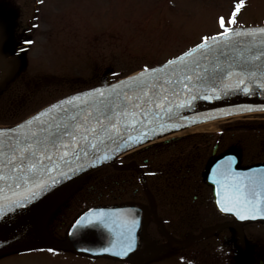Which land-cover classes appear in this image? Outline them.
Segmentation results:
<instances>
[{
  "label": "rangeland",
  "instance_id": "rangeland-1",
  "mask_svg": "<svg viewBox=\"0 0 264 264\" xmlns=\"http://www.w3.org/2000/svg\"><path fill=\"white\" fill-rule=\"evenodd\" d=\"M221 18L231 32L264 24V0H0V131L226 32ZM202 125L167 130L106 160L85 158L80 170L1 204L0 264H240L241 236L264 254V221L236 223L220 212L201 174L224 151L243 163L264 158V107ZM152 196L159 206L147 205ZM120 202L145 206L139 249L126 259L72 252L71 219L90 205Z\"/></svg>",
  "mask_w": 264,
  "mask_h": 264
},
{
  "label": "water",
  "instance_id": "water-1",
  "mask_svg": "<svg viewBox=\"0 0 264 264\" xmlns=\"http://www.w3.org/2000/svg\"><path fill=\"white\" fill-rule=\"evenodd\" d=\"M260 30L264 25L219 35L147 72L66 98L0 132V202L157 121L264 99ZM238 163L239 155L230 150L208 167L205 176L213 186L215 204L237 222L264 220V162ZM237 194L252 202L247 208L255 205L260 210L234 205L229 198ZM142 221L141 205H92L74 217L65 240L76 254L125 259L139 248Z\"/></svg>",
  "mask_w": 264,
  "mask_h": 264
},
{
  "label": "bare ground",
  "instance_id": "bare-ground-1",
  "mask_svg": "<svg viewBox=\"0 0 264 264\" xmlns=\"http://www.w3.org/2000/svg\"><path fill=\"white\" fill-rule=\"evenodd\" d=\"M260 107H264V99L220 104L209 109H199L174 118L160 120L104 145L88 155L87 158H96L114 152L129 151L137 147L140 143L153 139L170 129L183 131L199 127L202 128L203 120L207 117L231 115L232 113L244 112Z\"/></svg>",
  "mask_w": 264,
  "mask_h": 264
},
{
  "label": "flooded vegetation",
  "instance_id": "flooded-vegetation-1",
  "mask_svg": "<svg viewBox=\"0 0 264 264\" xmlns=\"http://www.w3.org/2000/svg\"><path fill=\"white\" fill-rule=\"evenodd\" d=\"M215 146V145H214ZM216 147H218V143H216ZM213 149H214V147H213ZM213 153H215V152H213ZM219 155V154H218ZM217 157V155L214 157V159ZM213 161V160H212ZM256 162H264V158H262V159H258V160H250V161H247V162H245V163H243L242 162V159H241V156H240V158H239V164L240 165H249V164H253V163H256ZM193 164H189V166L191 167ZM125 166H126V164H125ZM188 166V168H190ZM182 167V164L180 163V164H178V168H181ZM204 178H205V173H204ZM125 180V179H124ZM198 183H200V181H197L195 184L196 185H194V188H196V190L199 188L198 187ZM178 187V186H177ZM182 188V186L181 187H179V189H181ZM176 194H178L179 193V191L178 192H175ZM154 204H159L158 202H154L153 200L152 201H150V202H148L147 203V205H150V206H152V205H154ZM144 215H145V207H144ZM242 237V239H243V237L244 236H241ZM252 240H253V238L251 237V242H252ZM255 240V239H254ZM257 242V241H256ZM257 244V243H256ZM257 246V245H256ZM252 246V248H249V249H247V243H246V240L245 239H243V241H242V244H241V247H240V251H243V253L245 254L244 256H243V258L241 259V262H240V264H250V263H255V264H264V254L262 253V252H260L258 249H259V246ZM252 249V252L251 251H249V252H251V253H248L247 252V250H251ZM247 253V254H246ZM251 254H252V257H251ZM249 258V259H248ZM257 260V261H256ZM256 261V262H255Z\"/></svg>",
  "mask_w": 264,
  "mask_h": 264
},
{
  "label": "snow or ice",
  "instance_id": "snow-or-ice-1",
  "mask_svg": "<svg viewBox=\"0 0 264 264\" xmlns=\"http://www.w3.org/2000/svg\"><path fill=\"white\" fill-rule=\"evenodd\" d=\"M242 7V4H237L236 5V10L233 13L232 19L229 21V23H235V15L239 12L240 8ZM220 25L222 28H225V21L223 18L220 19ZM226 33L231 32V29L225 28ZM262 32H264V30H260ZM201 47H203V45H201ZM237 192L239 191L238 189L236 190ZM232 200L234 205H241L245 208L246 211H259L260 209L256 208L255 205H253L252 208H247L248 204H251V201H248L242 194H237L234 198H229ZM224 210H229L227 208H225ZM239 214V213H238ZM249 218L248 216H241V219H247ZM251 218H255V217H251Z\"/></svg>",
  "mask_w": 264,
  "mask_h": 264
},
{
  "label": "trees",
  "instance_id": "trees-1",
  "mask_svg": "<svg viewBox=\"0 0 264 264\" xmlns=\"http://www.w3.org/2000/svg\"><path fill=\"white\" fill-rule=\"evenodd\" d=\"M127 74H128V73H127ZM127 74H124V75H127ZM124 75H122V76H124ZM119 77H121V76H119ZM119 77H117V78H119ZM114 80H115V78L107 77V78L105 79L104 84H102V86H105V85H107L108 83H111V82L114 81Z\"/></svg>",
  "mask_w": 264,
  "mask_h": 264
}]
</instances>
